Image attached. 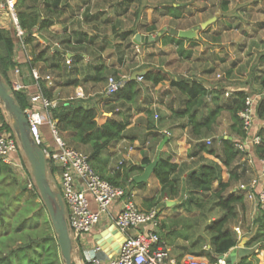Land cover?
I'll return each mask as SVG.
<instances>
[{"label": "crops", "instance_id": "1", "mask_svg": "<svg viewBox=\"0 0 264 264\" xmlns=\"http://www.w3.org/2000/svg\"><path fill=\"white\" fill-rule=\"evenodd\" d=\"M76 1L77 0H60L59 13L53 16V24L44 29L34 31V39L32 42H24V44H21L17 39L12 57L15 65L8 71V77L11 81V85L17 83L23 85V91L28 95L30 103L29 107L40 109L41 104L36 98L41 93V90L38 85V81L32 75L33 68H36L42 78L46 81L47 87L51 90L52 100L60 103L73 100L78 98L76 97V91L82 89L87 103L94 107L97 111V123L99 125L106 122L112 115H116L121 119L128 118V137L121 139L120 141L110 143L102 153V157L106 161V174H113L114 170L118 168L113 167L114 160H119L120 164L124 163L126 166L141 164L145 157H148L151 161H153L158 154L159 144L165 137H167L161 151V156L171 155L172 161L178 164V175L180 177V185L182 188V181L184 180V182H186L188 172L195 169L204 161L199 156L189 155L192 143L195 140L190 135V127L188 125L187 118L174 115L175 110L183 107L185 97L177 88L171 86L170 80H165L157 85H154L144 79L139 81L137 78L140 91L136 99L132 102H126L119 99L116 93L112 95L108 94L106 86L109 76H115L117 79H121L122 81L131 77L134 70H143V68L138 67L139 65H136L130 69L129 73L128 71H125V67L129 63L126 59L128 57L127 51L129 49V45L134 47L135 51H137V47L140 48L143 45L146 47L143 43L135 42L134 36L136 33L152 34L154 36L157 35L158 32H162V30L166 29L169 25L160 23L162 18L170 20V29L174 28L177 30H187L195 27L196 23L190 25L179 24L181 20H186L185 16H187L188 12L187 7L190 8V4L193 2L185 0H172L170 3L164 2L160 7L155 5L153 8H150L152 11L148 19H145L142 15L138 17L139 19L136 22V26H134L135 23L133 22L132 26L124 25L126 19L123 18V15L120 17L117 14L116 16L115 14L109 13L106 16H100L99 14H94V11H90L91 14L88 12L86 16L90 18V21L88 20L86 22L89 23L86 24V28H81L78 26V23L83 24V13L81 12L77 15H72L73 8L71 5ZM134 1L135 0L128 2L127 0H123V9L126 11L129 5H131ZM228 1H231V3L234 2L233 0ZM250 1L251 4L256 3L252 6V8H250V11L253 12L252 18L257 19L256 21L259 20L261 25L256 26L254 30L250 28L251 30H249V32L251 36L249 39H254L255 43L258 41L259 43H257V45L260 46V50H264V0ZM235 2L244 3L247 1L235 0ZM168 5L178 7L179 14L177 17L167 14L166 6ZM224 9H227V6L226 8L224 7ZM125 11L122 12V14H126ZM213 20L214 19H212L211 22ZM76 21H78V23L73 24ZM103 23L108 25L104 28ZM151 25H155L156 29L148 31L147 27ZM0 27L5 30H9L12 27L10 16L3 8L2 4L0 6ZM130 29H133L135 33L131 38H124L121 34ZM214 30H216L215 26H213L210 31ZM168 34H172L170 33V30ZM197 34V37L186 39L187 41L184 42L185 49L191 50V48H188L189 45L190 47L193 45L198 46L199 41L197 38L199 37V28ZM163 35L165 34L162 32L158 42L160 47L173 46L176 49V53H178L177 44L162 43L161 38ZM250 40L248 41V44H251ZM42 50H44V53L40 54ZM180 57L185 60L183 65H186L189 57L184 58L182 55ZM68 58L71 60L69 64L67 63ZM260 58L264 59V52L261 54ZM141 62H143V60ZM156 66L160 65L156 64ZM162 66L166 72H169V69H171V66ZM17 68L19 69V72H16ZM48 75L50 76V79L46 78ZM198 75L201 76V74ZM173 77L177 79H196L213 91V89L210 88V86L202 78L199 79L193 77L185 70L184 76L173 75ZM76 81L78 82L77 84L75 83ZM240 90H244L246 92L247 89L235 88L234 91L236 92ZM209 97H212V95ZM223 111L224 110H222V112ZM220 116L217 119L214 131L204 138L206 142L208 140L215 141V139L219 136H227L231 133V120L228 122V131L222 124H220ZM254 121L255 125L253 124L250 135L258 132L262 127H264V118H262V120L254 118ZM44 128L47 129L46 127ZM222 128H224L223 131L219 133ZM45 131L46 130H44V134H46ZM130 137H133L134 139ZM235 139L239 140L240 138L235 136ZM153 143H155V146L157 147L155 152L152 150ZM216 145L220 147L219 142H217ZM84 149L88 151L90 150L88 146H84ZM247 149L248 153L252 157V161L249 160L250 155L248 156V154L240 152L234 163V168L239 172L241 178L238 180V184H234L235 182L233 183L231 190H234V188L240 183L248 184L252 180H257V186L255 188V192L257 193V191L264 187V164L262 163L261 158L256 156L255 146L248 144ZM203 157L207 160L218 162L222 166L223 181L229 180V169L223 165L218 157L209 153H204ZM152 176L154 175L152 174ZM156 187L159 189L161 188V184L158 180ZM145 188L143 192H141V190H133L134 197H136V194L138 196L136 201L139 198L141 200V195H147L148 192ZM213 188H218V181L214 182ZM242 192L245 196V203L248 202L249 204H252L253 207L257 206L254 200L248 198L245 191ZM179 198L182 199L183 197L180 196ZM183 199L180 201H183ZM116 207L117 206L114 207V210L117 209ZM105 226L106 225H103V227L101 226L92 233H88L83 236L82 240L88 248H84L80 245V249L77 251L75 249L73 264H87V262L88 264H109V255L115 254L118 247L117 241H110L108 250L109 255H107L104 251L99 252V263L95 262L91 257L92 248L98 244V239H102V243H106V241H108L107 238L110 237V233L103 234V232L107 230ZM233 228L237 231L236 233L238 235V239H241L244 236H247L248 238L251 236L248 232H244L243 234L240 229L235 227ZM98 234H102V238L97 237ZM103 238L106 240H103ZM163 242L170 248L171 252L173 251V247L175 248L180 246L179 242L165 241L164 237ZM185 247L186 246H184V248ZM184 248H179L180 253L176 256L181 257L184 254L199 256V254H193L192 251L188 250V248L186 250L187 252L184 251ZM259 252L260 254H258V256H260V261L264 264V249Z\"/></svg>", "mask_w": 264, "mask_h": 264}, {"label": "rangeland", "instance_id": "2", "mask_svg": "<svg viewBox=\"0 0 264 264\" xmlns=\"http://www.w3.org/2000/svg\"><path fill=\"white\" fill-rule=\"evenodd\" d=\"M122 1L77 0L71 5L73 8L72 15L82 12L84 19L83 24H79L78 21L73 24L78 23L81 28H86V24L89 23L86 22L90 21V18L86 16L88 12L91 14L90 11H94V14H99L100 16H106L109 13L117 14L120 17L123 15V18L126 19L124 25L132 26L135 23L134 26H136L140 15L148 19L152 11L150 8L155 5L160 7L164 2L170 3L172 0H135L126 11L123 9ZM185 1L193 3L190 4V8L187 7L186 20H181L179 24L190 25L196 23L195 25L199 26V37L197 38L199 44L192 47L187 45L188 48H191L192 56L187 59L186 65H183L185 60L180 57L182 54L179 51V54L176 53V49L173 46L160 47L158 40L145 44L146 47L144 45L141 46L140 51H135V48L129 45L128 57L126 58L129 63L125 67V71L129 73L130 69L136 65H139L138 67L140 68L160 67L163 70L164 67L162 65L171 66V69L167 72L170 78L173 75L184 76V70L193 77L202 78L218 95L219 102L231 100L235 94V88H246L247 94L257 98L258 105V102L264 98V59L260 58L264 50H260V46L257 45L258 41L255 43L254 39H249L251 36L250 28L254 30L256 26L261 25L259 20L256 21L257 19L252 18L253 12L250 11V8L256 3L251 4L250 0H246L247 2L244 3H236L235 0H233V3L228 0ZM2 2L3 0H0V6ZM28 2H34V0ZM38 4L41 10H44V0H39ZM225 6H227V9H224ZM124 11L126 14H122ZM212 19L214 20L211 22L210 20ZM208 21L210 22L203 28L202 24ZM160 23L169 24L166 29L162 30L163 34H167L171 28L170 20L162 18ZM107 25L104 24L103 27L105 28ZM213 26L216 27V30L210 31ZM249 40L251 44H248ZM142 60L143 62H141ZM156 64L160 66H156ZM218 73L222 77H218ZM198 74H201V76ZM226 92H229V95H226ZM212 105V97L206 98L204 106L200 108L201 114L205 113L206 109ZM255 119L262 120L257 113ZM219 120L220 124L229 131L230 113L224 110ZM7 124H11L8 113L0 114V133L7 131V133L15 134L14 130L7 129ZM44 130H46V142L50 144V148H54L52 134L48 128H44ZM63 137L70 145L89 152L84 147L77 145L68 136L63 135ZM211 144L208 143L209 146ZM152 150L153 152L157 150L155 143L152 144ZM113 162L114 168L119 167V160H114ZM17 164V166H11V173H6L0 178V237L5 232L13 235L12 239L6 241L10 246L44 233L55 234L47 209H41L42 201L36 193L38 190L30 172L29 163L24 159L22 150L18 154ZM56 168L60 171L62 169L61 164L57 163ZM182 182L181 196L186 199L190 196V187L184 180ZM238 183L237 181L234 184ZM156 185L157 180L152 175L141 187L125 182V187L129 188L132 193L133 190H141L143 192L146 187L147 195H141V200L139 198L136 201V198H138L136 194L134 199L143 208H148L145 205L147 199H153L154 205L150 208L154 207L159 210L160 226L158 233L162 241L164 237L165 241L179 242V247L172 248L173 255H178L180 253L179 248L182 249L184 246H186L184 251L188 248L193 254H203L211 251V234L207 231L206 225L212 219L218 218L224 213L216 205V199L210 194H201L195 195L199 198L198 200L193 197L195 198L193 203L186 202L181 204L182 201L180 200L183 198L169 199L161 192V188H157ZM213 189L216 190V188ZM229 191H231V188L225 194ZM168 199L173 201V203L168 205ZM262 213H264V205L253 207L252 204L247 202L241 208L237 217L232 220V227L240 229L243 234L248 232L252 236L258 227L256 220L262 216ZM45 216L49 217L50 222H47ZM23 218H26L25 220L27 221L17 232V226ZM263 244L264 241L263 243H258V245L248 247L252 248V252L260 254L259 251L263 250L260 249ZM9 245H4L3 248L6 249ZM80 245L88 248L83 240H81ZM80 245H75L76 251L81 248ZM252 260L256 264H262L258 255L256 257L252 256Z\"/></svg>", "mask_w": 264, "mask_h": 264}, {"label": "trees", "instance_id": "3", "mask_svg": "<svg viewBox=\"0 0 264 264\" xmlns=\"http://www.w3.org/2000/svg\"><path fill=\"white\" fill-rule=\"evenodd\" d=\"M28 1L30 0H18L17 3L19 21L21 27L25 30L23 36L25 43L33 41L34 31L52 25L53 16L58 14L60 9V0H44V10H41L38 4L39 0H34V2ZM127 1L132 2L133 0ZM166 9L167 14L174 15L175 17L179 14L178 7L168 5ZM155 29V25L147 27L148 31ZM134 33V30L130 29L124 31L121 35L124 38H131ZM17 39L14 27H11L9 30L0 27V72L10 84L11 81L8 77V71L15 65L12 57ZM161 41L163 44H177L178 51L184 57H190L192 54L191 50L184 48L186 39L167 33L163 35ZM43 53L44 50L40 52V54ZM143 69H146V72L142 75L144 80L154 85L165 80H170L171 86L177 88L185 97L183 107L175 110L174 115L187 118L190 135L195 140L192 143L189 155L199 156L204 161L195 169L188 172L186 184L190 187V196L189 198L183 199L181 204L186 202L193 203L195 199L193 197L201 194H210L216 199V205L224 211L220 217L212 219L206 225L207 231L211 234V251L199 254L214 259L218 254L229 252L239 242L238 235L232 227L231 222L237 217L241 208L245 206V196L239 190H231L227 194L225 193L231 188L234 182L241 178L239 172L234 168V163L240 154L235 145L237 141L235 136L239 137V140H243L247 136V131L244 129L238 112L245 108V100L248 94L244 90L236 91L231 100L219 102L218 95L214 94L213 91L196 79L170 78L167 72L160 67H146ZM122 82L123 85L116 92L117 97L126 102L134 101L140 91L138 80L129 77L122 80ZM75 83L77 84L78 82L76 81ZM38 85L43 95L52 99V92L47 87L46 81L43 78L38 80ZM14 95L24 110L30 106L28 95L23 90H15ZM210 95H212L213 105L205 113L201 114L200 108L204 106L205 99ZM222 110H228L230 112L232 122L230 127L231 133L227 136H219L215 141H211L213 143L209 146L204 138L214 131L215 124ZM49 111L51 116L56 120L57 128L64 136H68L81 147L88 146L90 148L89 159L91 165L102 177L124 188H126L125 182L140 187L144 185V183H137L134 178L144 171L142 164H149L151 162V159L148 157H145L141 164L126 166L124 163H121L114 170L113 174H106L105 171L106 161L102 157V153L110 143L128 137V118L121 119L116 115H112L106 122L99 125L97 123L96 109L90 106L85 98H75L67 102H58L56 106L50 107ZM255 111L260 118H264V99L258 102ZM6 127L11 131L13 130L11 124H7ZM258 133L261 136V142L255 146V154L258 158L262 159L264 158V127ZM130 138L134 139L133 137ZM217 142L220 143V147L216 145ZM204 153L218 157L223 165L229 169L230 176L228 181H223L222 179V166L216 161L204 158ZM48 167L51 172L57 169L50 160H48ZM178 169V164L172 161L171 155L161 156L154 168L153 175L161 184V192L169 199L179 198L181 196ZM11 172V166L0 159V178L4 174ZM215 181H218V188L216 190L213 189ZM126 189L129 192L131 191L129 188ZM36 193L41 198L39 191H36ZM198 199L196 197V200ZM41 203V209H46L43 201ZM145 205L148 208L153 206V199H147ZM25 219L23 218L19 222L16 229L17 232L26 223L27 220ZM45 219L47 222H50L48 216H45ZM256 223H258L257 230L255 234L249 237L246 243L247 246L258 245V243H263L264 241V213L256 220ZM12 238L13 235L7 232L3 233L0 237V264H64L55 234L44 233L29 240L21 241L14 246H10L6 241ZM4 245L9 246L5 249L3 248ZM260 249H264V244ZM256 255L258 254L251 251L239 257L236 264H256L252 260V256L256 257Z\"/></svg>", "mask_w": 264, "mask_h": 264}, {"label": "built area", "instance_id": "4", "mask_svg": "<svg viewBox=\"0 0 264 264\" xmlns=\"http://www.w3.org/2000/svg\"><path fill=\"white\" fill-rule=\"evenodd\" d=\"M18 0H3L2 6L7 11L12 21V27L16 37L24 44L23 36L25 30L21 27L18 9ZM140 51V48H136ZM71 60L68 58L67 63ZM19 72V69H16ZM32 75L38 81L42 78L36 68ZM218 77H222L219 73ZM50 79V76H46ZM143 80V76H138ZM123 85L120 79L109 76L106 91L115 94ZM15 90H23L24 86L17 83L12 85ZM229 95V92H226ZM82 89L76 91V97L84 98ZM41 108L28 107L25 113L30 123L31 135L35 141L44 149L47 160L55 166L61 164L62 169L50 172L52 184L58 187L62 193L66 210L67 223L72 240L75 245H80L85 234L92 233L101 226L106 225V243L98 239V244L92 248V259L99 263V252L104 251L107 255L109 244L112 240L118 242L114 255H109V264H227L225 257L227 253L218 254L214 259L206 255H173L170 248L165 245L158 233L160 225V213L156 208H143L134 199L132 191L115 185L102 177L91 165L89 153L70 145L57 128L56 120L51 116L49 108L58 104L57 101L49 99L41 92L37 98ZM257 98L247 95L245 108L238 112L243 122L247 136L243 140L235 142L236 148L248 156L247 146H256L261 142L258 132L250 135L254 124ZM0 101V114L5 113ZM1 127V125H0ZM44 127H47L54 139V148L45 140ZM211 143L210 140L207 141ZM47 145V146H43ZM21 146L14 134L4 131L0 133V159L10 166H17L18 154ZM250 161H252L251 155ZM264 164V158L261 159ZM257 180L250 183H240L235 190L245 191L248 198L254 200L257 206L264 205V187L255 192ZM117 206L116 210L114 207ZM111 228V229H110ZM102 238V236H101ZM103 240H106L103 238Z\"/></svg>", "mask_w": 264, "mask_h": 264}, {"label": "water", "instance_id": "5", "mask_svg": "<svg viewBox=\"0 0 264 264\" xmlns=\"http://www.w3.org/2000/svg\"><path fill=\"white\" fill-rule=\"evenodd\" d=\"M210 21L203 23L202 27H205ZM198 28V26L187 30H177L172 28L170 29V33L177 35L179 38L192 39L197 37ZM161 34L162 32H158V34L154 36L152 34L136 33L134 40L136 43L148 44L159 40ZM145 72L146 69L134 70L130 78L137 79L138 76L143 75ZM14 91L15 89L13 86L0 72V101L10 117V123L20 142L24 159L29 163L31 175L48 211L58 240L62 261L64 264H73L75 244L69 231L67 210L62 193L58 187L52 184L45 151L32 137L29 120L25 110L17 102ZM166 140L167 137H165L159 144L156 158L149 164H143L144 171L136 175L134 178L137 183L146 182L153 174L154 168L161 157V151ZM171 203H173V201L167 200L168 205ZM103 234H107V230H105ZM101 236L102 234H98L97 237ZM248 240L249 238L247 236L242 237L237 246L231 248L226 255H221L222 257H225L227 264H236L239 257L252 251V248L246 245Z\"/></svg>", "mask_w": 264, "mask_h": 264}, {"label": "bare ground", "instance_id": "6", "mask_svg": "<svg viewBox=\"0 0 264 264\" xmlns=\"http://www.w3.org/2000/svg\"><path fill=\"white\" fill-rule=\"evenodd\" d=\"M109 234V233H108ZM110 235V234H109Z\"/></svg>", "mask_w": 264, "mask_h": 264}]
</instances>
